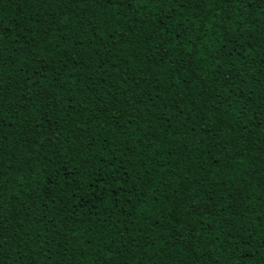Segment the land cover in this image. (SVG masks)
<instances>
[{
  "label": "trees",
  "instance_id": "obj_1",
  "mask_svg": "<svg viewBox=\"0 0 264 264\" xmlns=\"http://www.w3.org/2000/svg\"><path fill=\"white\" fill-rule=\"evenodd\" d=\"M0 264H264V0H0Z\"/></svg>",
  "mask_w": 264,
  "mask_h": 264
}]
</instances>
